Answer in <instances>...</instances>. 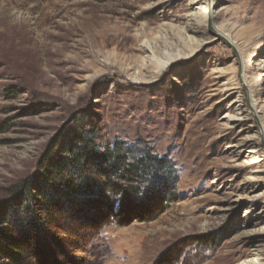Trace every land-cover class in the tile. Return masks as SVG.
<instances>
[{"label": "rangeland", "instance_id": "obj_1", "mask_svg": "<svg viewBox=\"0 0 264 264\" xmlns=\"http://www.w3.org/2000/svg\"><path fill=\"white\" fill-rule=\"evenodd\" d=\"M209 1L0 0V204L76 127L176 177L151 220L18 222L24 264H264V0Z\"/></svg>", "mask_w": 264, "mask_h": 264}, {"label": "trees", "instance_id": "obj_2", "mask_svg": "<svg viewBox=\"0 0 264 264\" xmlns=\"http://www.w3.org/2000/svg\"><path fill=\"white\" fill-rule=\"evenodd\" d=\"M97 139L82 127L62 134L41 156L37 170L16 186L12 199L5 202L9 218H15L11 227L0 230V264H24L39 257L17 238L16 226L23 220L60 222L58 229L74 235L84 213L88 220L96 219L91 213L107 216L117 205L116 217L125 222L134 216L151 220L161 212L164 196L176 180L168 163L144 149L117 143L102 151Z\"/></svg>", "mask_w": 264, "mask_h": 264}, {"label": "bare ground", "instance_id": "obj_3", "mask_svg": "<svg viewBox=\"0 0 264 264\" xmlns=\"http://www.w3.org/2000/svg\"><path fill=\"white\" fill-rule=\"evenodd\" d=\"M218 11V9H217V4H215V2L213 1V0H210L209 2H207V12L211 15V16H213L214 14H215V12H217ZM211 21H212V18H211ZM213 22V21H212ZM190 40H195V37H193V36H190V37H188ZM196 38H202V36H199V37H196ZM229 40V42L233 45V46H235L237 49H238V51H239V55H242V51L240 50V43H235L234 41H230L231 39L229 38L228 39ZM251 57V56H250ZM249 57V58H250ZM171 60V59H170ZM170 60H168L167 62H165L164 64H162L161 65V70L167 65V63L170 61ZM243 70H244V73L243 74H246L249 70H248V65H244L243 66ZM159 71H160V69H159ZM158 71V72H159ZM244 83L246 84V87H247V89H248V91H249V96H250V105H251V107L252 108H255L256 109V107H257V101H256V99H255V97H256V94H255V91H253V84H254V82H248V80L245 78L244 79ZM234 89V87L233 86H231L230 87V90H233ZM242 114H243V111L240 109V108H236V114L234 115V117H236L237 119H240V118H242ZM250 144H253V145H255V142H251ZM251 148H254V147H251Z\"/></svg>", "mask_w": 264, "mask_h": 264}]
</instances>
